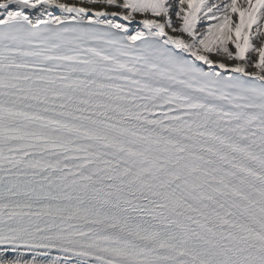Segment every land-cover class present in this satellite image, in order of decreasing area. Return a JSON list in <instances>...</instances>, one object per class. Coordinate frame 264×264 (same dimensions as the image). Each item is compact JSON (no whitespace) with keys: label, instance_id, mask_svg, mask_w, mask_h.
Returning <instances> with one entry per match:
<instances>
[{"label":"snow or ice","instance_id":"1","mask_svg":"<svg viewBox=\"0 0 264 264\" xmlns=\"http://www.w3.org/2000/svg\"><path fill=\"white\" fill-rule=\"evenodd\" d=\"M0 264H264V0H0Z\"/></svg>","mask_w":264,"mask_h":264}]
</instances>
